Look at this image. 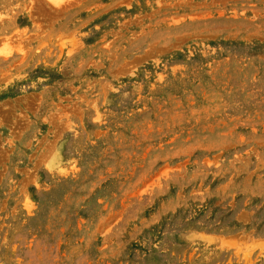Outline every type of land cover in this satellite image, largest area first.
Masks as SVG:
<instances>
[{
    "label": "rangeland",
    "instance_id": "374dc122",
    "mask_svg": "<svg viewBox=\"0 0 264 264\" xmlns=\"http://www.w3.org/2000/svg\"><path fill=\"white\" fill-rule=\"evenodd\" d=\"M0 264H264V0H0Z\"/></svg>",
    "mask_w": 264,
    "mask_h": 264
}]
</instances>
